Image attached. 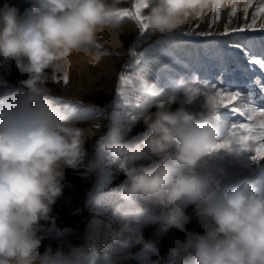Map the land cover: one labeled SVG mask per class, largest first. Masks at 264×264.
Segmentation results:
<instances>
[{
    "label": "clouds",
    "instance_id": "obj_1",
    "mask_svg": "<svg viewBox=\"0 0 264 264\" xmlns=\"http://www.w3.org/2000/svg\"><path fill=\"white\" fill-rule=\"evenodd\" d=\"M25 3L23 12L7 0L0 4V65L14 61L28 76L21 81L26 93L0 97V264H124L125 257L116 253L134 246H140L133 256L136 264H161L165 257L143 236L152 211L166 229L185 233L168 250L167 264H264V177L245 163L228 122L215 119L219 105L212 91L184 75L170 78L167 89L134 76L135 122L145 130L129 141L120 129L127 135L133 124L116 123L97 141L98 157L88 163V171L102 169L104 157L125 176L115 192L120 203H112L111 216L103 221V240L39 252V222L49 219L62 193L63 169L82 166L87 140L85 130L53 103L46 70L51 69L52 83L67 86L68 58L94 46L102 28L121 26L115 10L122 0ZM148 5L147 22L167 44L189 19L218 3L148 0ZM218 144L224 146L213 147ZM228 157L248 174L220 167ZM88 201L97 209L104 206L101 194L90 192ZM188 207L202 232L187 231Z\"/></svg>",
    "mask_w": 264,
    "mask_h": 264
},
{
    "label": "rangeland",
    "instance_id": "obj_2",
    "mask_svg": "<svg viewBox=\"0 0 264 264\" xmlns=\"http://www.w3.org/2000/svg\"><path fill=\"white\" fill-rule=\"evenodd\" d=\"M4 2L5 0H0V4ZM7 2L20 9L21 12L27 7L25 0H7ZM258 2L259 0H252V5L248 7L247 16H245L244 6L247 0H226V2L217 0L218 6L204 10L197 18L189 19L183 25L182 30L177 33L175 40L165 44L152 32L151 28L141 33L139 22L134 17L119 15L124 10L134 12L135 0H122L115 10L122 19L121 26L119 28H102L97 32L94 46L74 52L75 54L70 56L77 61L82 58L78 54H85L87 59L83 63L87 67L91 64V60L98 61V65H95L97 70L93 74L99 80V86L95 90L85 86L81 72L77 68L74 70L66 68L69 79L74 80L71 88L63 86L62 82L61 85L52 83L51 69L46 70V87L53 91V103L68 113L77 122V127L85 130L87 140L84 144L86 156L82 166L76 169L68 167L63 169L62 193L52 206L49 219L39 222L37 235L41 239L39 248L41 254L48 249H51L52 252L60 249L68 251L71 246H82L89 241L101 242L103 240V221L106 216H111L112 203H120L116 199L115 192L125 177L118 174L114 167L108 163V159L104 157L100 158L102 169L89 172L86 166L91 160L98 157L97 141L114 124L120 123L124 126L133 124L131 132L127 135L124 134L123 128L120 129L121 138L129 141L145 130L142 122H135L139 109L133 107L137 96L131 87V80L134 76H142L157 84L165 72H168L170 76L159 86L167 89L171 86L170 78L184 75L191 81V73H195L198 78L201 77L215 83L218 89L241 90L242 94L264 81V69H261L259 65H251L248 59L233 47L237 36L247 35L253 38L249 43L257 52L259 51L262 46L261 39L264 37V29H260L259 25L264 23V14L257 17L255 31L230 33L226 37H184L180 35L187 31L221 33L224 31L225 24H228L229 28L243 27L251 23ZM232 3L237 4V11L230 19ZM217 8H219V20H215ZM142 14L146 15V9L142 10ZM214 20L215 22H213ZM210 23L211 28L209 27ZM209 40H219L220 43L209 44L207 43ZM223 41H230V43L225 44ZM207 46L209 48H206ZM132 52L142 56L139 63L134 62L135 58L131 55ZM226 58H235L238 64H227L224 76H218L219 69L215 66L217 62L224 64ZM256 58L261 57L257 56ZM141 65L145 67L142 68ZM122 71L128 75L129 83L123 88L124 96L120 97L117 94V87ZM26 79H28L27 74H21L14 61L0 65V97H18L26 93L27 89L21 85V81ZM240 81H243L241 88H236L234 84L240 83ZM203 82V80L200 81V83ZM255 99L259 103L261 94L258 93ZM179 106L177 103L171 105L170 109L174 111ZM152 111L156 110L152 109ZM259 119L257 117V120ZM98 125L99 127H97ZM250 157L251 154L245 151L243 156L245 163L253 165L255 175L264 177V161L253 162ZM140 163L147 164L148 162L141 161ZM219 166L235 175L248 174L245 168L236 166L231 157L219 162ZM90 192L103 196L104 206L102 208L97 209L89 203ZM187 215L190 217L186 224L187 231L202 232L192 207H188ZM146 219L148 224L143 229V236L145 240L156 245L161 257H165L161 260V264H167L168 250L174 246L177 240L183 241L185 233L174 228L166 229L165 222L158 218L156 211H152ZM117 225L118 222L114 223L113 227H117ZM139 250L140 246H134L127 252L116 253V255L125 257L124 264H136L133 256ZM151 259L156 260L157 257L152 256Z\"/></svg>",
    "mask_w": 264,
    "mask_h": 264
},
{
    "label": "snow or ice",
    "instance_id": "obj_3",
    "mask_svg": "<svg viewBox=\"0 0 264 264\" xmlns=\"http://www.w3.org/2000/svg\"><path fill=\"white\" fill-rule=\"evenodd\" d=\"M252 5V0H247L244 6L245 16H247L248 7ZM148 0H135L134 12L124 10L119 13L121 16L134 17L140 25L141 33H144L150 28V24L147 22L146 15L142 14V10L148 8ZM231 16H234L237 11V4L232 3L231 5ZM217 15L215 20H219V8L216 9ZM264 14V0H259L256 7V12L253 15L250 24H246L243 27L229 28L228 24H225L224 31L221 33H216L213 31L206 32H196L187 31L181 33L180 35L184 37H226L230 33H245L247 30L255 31L257 28V17ZM215 20L213 22H215ZM230 22V20H229ZM211 28V23L209 25ZM260 29H264V23L259 25ZM253 38L247 35H240L235 38L236 42L233 43V47L238 49L249 61L251 65H259L261 69H264V37H262V46L257 52L253 45L249 43ZM209 44H218L219 40H209ZM223 43L228 44L230 41H223ZM131 55L135 58L134 62L139 63L142 56L137 55L136 52H132ZM257 56L261 58H256ZM227 64H238L235 58H226L224 64L217 62L216 68L219 69V75L224 76ZM130 67V65H129ZM217 76V77H218ZM191 80L193 83L199 86L211 89L213 96L212 99L219 105V111L217 112L215 119L217 121L223 120L228 122L230 128V134L237 138L236 143L244 150L251 154V160L253 162L264 161V81H262L258 86L254 85L252 88L246 90L242 94L241 90H232L227 88H217L215 83L209 82L206 79L197 77L195 73H191ZM203 80V83L200 81ZM226 82V81H225ZM129 83V77L125 72H121L118 78L117 94L120 97L124 96L123 88ZM240 83L234 84L236 88H241ZM261 94V99L259 103L256 101L257 94ZM236 102V103H234ZM238 114V115H236ZM257 117L260 119L257 120ZM99 127V125L97 126ZM224 145L218 144L214 145V148H219ZM110 164L111 161L108 160Z\"/></svg>",
    "mask_w": 264,
    "mask_h": 264
},
{
    "label": "bare ground",
    "instance_id": "obj_4",
    "mask_svg": "<svg viewBox=\"0 0 264 264\" xmlns=\"http://www.w3.org/2000/svg\"><path fill=\"white\" fill-rule=\"evenodd\" d=\"M206 48H209V46H207ZM78 55L82 57L83 59L82 58L80 59L78 57L79 59L76 61L75 58L70 57L67 62V65H68L67 67L69 68V70H72V69L74 70L75 68H77L81 72V78H83V81L85 82V86L89 89L95 90L96 87L99 86V80L97 79V77L93 76V74H95V71L97 70L95 65H98V61L95 59L91 60L92 61L90 62L91 64H89V66L87 67V65L83 63L84 60L86 61L87 56L85 54L84 55L78 54ZM141 67L144 68L145 66L141 65ZM169 76H170L169 73L165 72V74L159 79L157 86L159 87L164 82V80L167 79ZM73 81H74L73 79H69L67 88H71V84L73 83Z\"/></svg>",
    "mask_w": 264,
    "mask_h": 264
}]
</instances>
